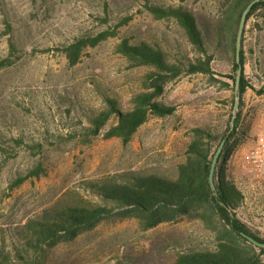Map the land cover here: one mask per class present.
<instances>
[{
	"label": "rangeland",
	"instance_id": "374dc122",
	"mask_svg": "<svg viewBox=\"0 0 264 264\" xmlns=\"http://www.w3.org/2000/svg\"><path fill=\"white\" fill-rule=\"evenodd\" d=\"M225 0H0V252L11 261L20 247L22 228L56 203L93 199L86 183L119 175L176 178L185 163L191 130H211L220 140L232 131L233 90L228 58L217 54L218 82L183 74L166 86L160 100L178 106L168 118L152 117L129 144L105 139L113 117L98 137L86 130L90 121L116 100L123 111L145 91L150 67H134L117 52L133 45L161 46L173 62L197 57L174 19L156 18L148 6H184L202 24ZM125 19H129L123 24ZM116 30L118 36L88 48L77 65L62 52L86 35ZM245 75L239 146L228 174L245 193L239 217L264 239V8L247 27ZM260 152V154L258 153ZM41 164L47 173L17 188L12 182ZM214 222L220 229L219 219ZM180 216L143 229L136 219H112L71 242L46 248L34 264H173L187 250L213 249L215 224ZM213 227V228H212ZM0 264H5L0 259Z\"/></svg>",
	"mask_w": 264,
	"mask_h": 264
},
{
	"label": "trees",
	"instance_id": "16d2710c",
	"mask_svg": "<svg viewBox=\"0 0 264 264\" xmlns=\"http://www.w3.org/2000/svg\"><path fill=\"white\" fill-rule=\"evenodd\" d=\"M253 1L225 0L218 13L202 24L184 6H148V10L158 19L176 20L185 31L197 57L173 62L159 45L148 42L133 45L128 39L122 40L117 46L119 54L134 67L152 69L144 83L145 91L134 96L132 108L127 111L121 110L116 100L107 99V109L92 118L86 130L98 137L111 119L116 117L117 123L109 127L104 138H118L124 144H129L152 117L164 119L178 111V106L160 100L169 83L183 74H202L218 82L213 66L217 54L228 58L232 66V73L227 76L232 85L227 83L225 86L232 87L230 104L233 110L239 69L236 61L237 33L242 14ZM262 8L264 0L253 6L247 18L241 52L243 74L240 111L234 117V128L227 131L226 144L215 173L216 191L211 188L209 175L212 159L225 138L220 140L211 130L194 128L191 130L192 141L186 161L179 166L176 178L129 174L87 182L86 186L93 199L56 203L24 225L20 247L14 251L15 259L21 264H34V256L46 248L74 241L84 232L112 219H136L143 229H151L184 216L191 220L200 219L208 225H212L214 219L218 218L221 227L219 229L214 222L217 243L213 249L183 251L173 264H264V247L255 245L243 234L261 244H264V239L254 235L239 217V210L246 203V195L228 174L229 159L239 146V138L245 137L240 131L243 97L248 89H253L245 75L247 27L254 14ZM128 21L125 19L123 24ZM117 36L116 30L86 35L65 45L62 52L69 64L74 66L81 61L88 48H95ZM5 64L0 63V69ZM46 173L44 167L38 164L16 178L11 186L17 188L27 180L40 178ZM0 259L5 264L11 261L4 252H0Z\"/></svg>",
	"mask_w": 264,
	"mask_h": 264
},
{
	"label": "water",
	"instance_id": "95a60500",
	"mask_svg": "<svg viewBox=\"0 0 264 264\" xmlns=\"http://www.w3.org/2000/svg\"><path fill=\"white\" fill-rule=\"evenodd\" d=\"M260 0H254L253 2H251L246 9L244 10L242 17H241V21L239 24V29H238V33H237V39H236V61L239 65V69L236 75V85H235V103H234V108L233 111L235 113H237L240 109V104H241V96H240V85H241V80H242V74H243V66L241 64V52H242V47H243V37H244V32H245V28H246V23H247V18L249 13L251 12L253 6L257 3H259ZM231 125L234 128L235 126V118L232 119L231 121ZM227 138V137H226ZM226 138L223 139V141L220 143L213 159H212V164H211V170H210V175H209V182L211 185V188L213 191H216V185H215V173H216V168L218 165V161L219 158L222 154V151L225 147L226 144ZM243 236L248 239L249 241H251L252 243H254L255 245L263 248L264 244L259 243L258 241H256L254 238L243 234Z\"/></svg>",
	"mask_w": 264,
	"mask_h": 264
},
{
	"label": "built area",
	"instance_id": "2783aa9c",
	"mask_svg": "<svg viewBox=\"0 0 264 264\" xmlns=\"http://www.w3.org/2000/svg\"><path fill=\"white\" fill-rule=\"evenodd\" d=\"M264 149V138L262 139V148L260 149L262 151ZM260 154V152H258Z\"/></svg>",
	"mask_w": 264,
	"mask_h": 264
}]
</instances>
